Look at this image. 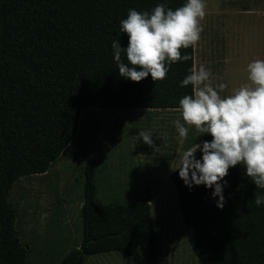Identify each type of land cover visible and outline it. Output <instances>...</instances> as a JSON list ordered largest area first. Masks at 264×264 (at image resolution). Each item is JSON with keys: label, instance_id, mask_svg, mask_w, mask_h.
Segmentation results:
<instances>
[{"label": "trees", "instance_id": "obj_1", "mask_svg": "<svg viewBox=\"0 0 264 264\" xmlns=\"http://www.w3.org/2000/svg\"><path fill=\"white\" fill-rule=\"evenodd\" d=\"M187 0H0V264H30L28 247L15 229L16 211L7 201L14 183L44 175L76 135L84 108L177 110L191 85L181 87L192 59L169 65L166 79L149 75L139 83L119 75L112 43L127 48L121 21L129 10L151 13L163 4L176 10ZM122 62L127 63L122 53ZM211 142V141H208ZM202 145V144H201ZM202 159V151L195 154ZM96 163L84 170L80 247L57 264H82L84 256L116 252L132 256L156 232L150 211L152 190L129 204L97 202ZM186 240L200 264H264V196L243 164L230 168L217 207L213 189H189L170 174Z\"/></svg>", "mask_w": 264, "mask_h": 264}, {"label": "rangeland", "instance_id": "obj_2", "mask_svg": "<svg viewBox=\"0 0 264 264\" xmlns=\"http://www.w3.org/2000/svg\"><path fill=\"white\" fill-rule=\"evenodd\" d=\"M205 3L206 16L201 21L194 62L212 67L213 55H224L232 51L231 46H238L248 55L249 62L241 67L245 69L244 82L249 83V56L258 49L264 53V38L259 41L256 35L264 32V0H205ZM222 8L228 9L226 15ZM211 42L219 50H212ZM162 124L151 115L144 117L129 110L81 109L74 140L46 174L18 179L7 196L15 208V229L20 242L28 247L30 264H57L68 252L80 247L84 170L90 162H95L97 168L98 203L129 204L145 194V186L152 188L150 211L156 241L151 246L154 249L151 260L147 258V247H140L132 256L116 252L84 256L82 264H200L187 243L170 176L163 177L165 182H155L157 179L151 177L157 178V174L148 172L156 169L138 163L139 154L149 156L157 152L155 149L169 151L176 146L177 138L170 130L172 124L167 128ZM141 131L151 133L155 147L143 142ZM211 140L210 134L201 136L194 127H189L184 150Z\"/></svg>", "mask_w": 264, "mask_h": 264}, {"label": "clouds", "instance_id": "obj_3", "mask_svg": "<svg viewBox=\"0 0 264 264\" xmlns=\"http://www.w3.org/2000/svg\"><path fill=\"white\" fill-rule=\"evenodd\" d=\"M205 16V0H187L174 11L163 4L151 13L129 10L120 22L121 32L129 38L127 48H122L118 40L112 43L119 75L135 83L149 75L154 82L166 79L169 65L192 59L182 56L181 50L198 45ZM122 53L127 63L122 62ZM247 72L249 83L225 98L220 93L227 85L213 86L212 73L202 64L194 62L181 84L191 85L192 93L180 100L177 109L183 120L175 122L180 144L187 138L189 127L201 136L210 134L212 140L184 150L175 170L189 189L193 185L214 188L212 195L219 198V208L225 203L226 186V181L223 185L220 182L237 165L243 164L256 187L264 189V60L250 62ZM139 135L145 144L155 147L151 133L141 131ZM198 150L202 151L201 160L195 156ZM254 203L258 207L264 204V196L255 195Z\"/></svg>", "mask_w": 264, "mask_h": 264}, {"label": "crops", "instance_id": "obj_4", "mask_svg": "<svg viewBox=\"0 0 264 264\" xmlns=\"http://www.w3.org/2000/svg\"><path fill=\"white\" fill-rule=\"evenodd\" d=\"M221 12L226 15L228 9L222 8ZM261 17H263V15ZM256 35L259 37V41L264 38V32L261 34L257 33ZM231 44L232 41H230V45ZM211 46L213 47L212 50H219V48L216 46V43L211 42ZM231 48L232 51H226L224 55H213L212 58H210V66L212 67H206L205 63L203 62L197 64H202L206 69L211 71L213 86L219 83H224L227 85L226 89L220 93L222 98L233 94L236 89L245 85L244 77L242 75L245 69H242L241 66L243 63L245 64L249 62L246 59L248 55L242 50L240 51L238 46L234 48L231 46ZM258 50V52H253L252 55L249 56L251 62L258 59L264 60V53L262 54L260 49ZM134 112L141 113L144 117L146 114L151 115L153 118H155L156 122L162 121V126H164V128H167L169 127V124H172V128H170L172 131V136L175 135L174 139L177 138V144L173 149L169 151H157L150 154L149 156H146L145 154L137 155L139 164H142L145 168L150 167L156 169V171L148 172L149 174L153 172L157 174V178L151 177L153 180L157 179L155 182H165L163 177H167L168 179L170 174L179 166V157L184 151V143L180 144L179 133L175 125V122L178 119L181 120V123H183L181 113L177 110H135ZM185 126L187 127V125ZM146 187L151 188L150 186H145V188ZM157 189L159 188L157 187Z\"/></svg>", "mask_w": 264, "mask_h": 264}]
</instances>
